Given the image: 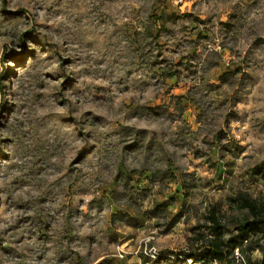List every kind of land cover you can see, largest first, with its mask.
I'll list each match as a JSON object with an SVG mask.
<instances>
[{
    "label": "rangeland",
    "instance_id": "rangeland-1",
    "mask_svg": "<svg viewBox=\"0 0 264 264\" xmlns=\"http://www.w3.org/2000/svg\"><path fill=\"white\" fill-rule=\"evenodd\" d=\"M263 160L264 0H0V264H223Z\"/></svg>",
    "mask_w": 264,
    "mask_h": 264
},
{
    "label": "trees",
    "instance_id": "trees-1",
    "mask_svg": "<svg viewBox=\"0 0 264 264\" xmlns=\"http://www.w3.org/2000/svg\"><path fill=\"white\" fill-rule=\"evenodd\" d=\"M5 13L7 12L5 11ZM7 14L16 15L11 12ZM139 175H144V177L148 179L151 178L150 175H145L144 170H141ZM251 175L256 178L259 177L264 179V160L257 163L251 169ZM132 177L134 178V176ZM232 201L234 207L237 208L238 211L246 212L241 220L235 222L234 231L231 232L229 236L226 235L227 232H230V228L222 223L219 213L214 209L208 216V228H210L213 238L207 241V244L201 251L190 254L189 256L191 259L203 262L216 261L224 264L229 259L228 256L231 255L234 257L235 249L240 248L243 253L245 245L248 243L250 246L256 244L258 248L260 247L263 251V258L256 264H264V243L260 244L259 241L261 239L264 240V199L253 198L249 194L241 193L237 198L232 199ZM168 205L169 204L166 203H160L158 207L161 211H167ZM150 212L154 213L155 210H150ZM182 216V213L175 214L170 222L169 230L173 228V225H175ZM127 220L132 221L135 220V218L134 216L128 215ZM258 236L259 238H257Z\"/></svg>",
    "mask_w": 264,
    "mask_h": 264
},
{
    "label": "built area",
    "instance_id": "built-area-1",
    "mask_svg": "<svg viewBox=\"0 0 264 264\" xmlns=\"http://www.w3.org/2000/svg\"><path fill=\"white\" fill-rule=\"evenodd\" d=\"M234 256L237 259H242V260L246 261L245 258L243 257V253L241 252L240 248H237L234 250Z\"/></svg>",
    "mask_w": 264,
    "mask_h": 264
}]
</instances>
